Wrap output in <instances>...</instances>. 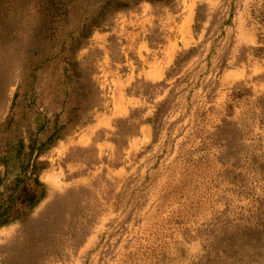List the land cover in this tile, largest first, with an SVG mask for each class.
<instances>
[{"label":"rangeland","instance_id":"obj_1","mask_svg":"<svg viewBox=\"0 0 264 264\" xmlns=\"http://www.w3.org/2000/svg\"><path fill=\"white\" fill-rule=\"evenodd\" d=\"M103 1L0 0V264H264V0Z\"/></svg>","mask_w":264,"mask_h":264},{"label":"crops","instance_id":"obj_2","mask_svg":"<svg viewBox=\"0 0 264 264\" xmlns=\"http://www.w3.org/2000/svg\"><path fill=\"white\" fill-rule=\"evenodd\" d=\"M186 4L202 2L203 0H184ZM231 1V0H230ZM231 3V2H230ZM187 7H190L188 5ZM233 17H243V13L240 10H234L232 14ZM141 29L135 35L139 36L141 34ZM239 31L242 36L247 37L248 44L256 43L255 35L243 25L240 26ZM170 34V35H169ZM179 32L176 30L174 37L171 32H165L163 41L160 40L159 43L153 45H148L144 43L135 42V53L136 57L131 62V69L127 76L120 75L119 78L115 79V92L113 97L112 107L110 109H115L121 111L119 115H122L124 109H134L137 107H143L146 109L148 105L146 103V98L143 95L132 93L130 89L134 87L135 83H156L164 78V73L167 67H169L175 56V49L177 42V37ZM177 44V43H176ZM260 62L264 63V59ZM241 69H230L227 71L228 76L231 80H238L237 76L242 75ZM147 130L146 126L143 127Z\"/></svg>","mask_w":264,"mask_h":264},{"label":"trees","instance_id":"obj_3","mask_svg":"<svg viewBox=\"0 0 264 264\" xmlns=\"http://www.w3.org/2000/svg\"><path fill=\"white\" fill-rule=\"evenodd\" d=\"M125 4H126V2H123V1L105 0V1H103L102 5H101V8L103 10H105L107 5H110L114 10H118V9L123 8L125 6ZM96 25L97 24H95V25L93 24V25H90V27L91 26H96ZM29 199L33 200L34 199V195L29 196ZM32 205H33V202H32ZM8 210H9L8 208L7 209L5 208V210H3V214H6V212H8ZM6 222H9V219H5L2 223H6Z\"/></svg>","mask_w":264,"mask_h":264}]
</instances>
